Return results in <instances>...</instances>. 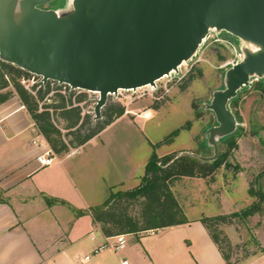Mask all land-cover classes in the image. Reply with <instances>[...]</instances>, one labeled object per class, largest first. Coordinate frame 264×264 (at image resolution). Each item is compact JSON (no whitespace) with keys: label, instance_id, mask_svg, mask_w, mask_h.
Masks as SVG:
<instances>
[{"label":"water","instance_id":"water-1","mask_svg":"<svg viewBox=\"0 0 264 264\" xmlns=\"http://www.w3.org/2000/svg\"><path fill=\"white\" fill-rule=\"evenodd\" d=\"M0 0V60L72 89L98 92L92 120L109 94L132 90L190 60L210 31H221L253 49L224 74V87L206 104L215 123L206 129L213 147L234 132L229 101L251 77L264 78V0Z\"/></svg>","mask_w":264,"mask_h":264},{"label":"crops","instance_id":"crops-1","mask_svg":"<svg viewBox=\"0 0 264 264\" xmlns=\"http://www.w3.org/2000/svg\"><path fill=\"white\" fill-rule=\"evenodd\" d=\"M130 116L125 110L84 144L71 148L73 152L54 153L50 165L40 166L36 156L41 149L32 141L45 138L19 96L13 91L0 103V264H120L122 259L129 264H227L199 221L201 215L186 213L185 223L152 233L125 234L126 245L118 251L97 250L113 242L115 235L106 236L89 213L77 211L102 204L110 187L126 190L136 185L151 154H146L140 172H133L131 163L118 176L102 170L104 159L110 166L127 159L120 150L127 141L126 128L116 129L109 141L102 135L118 124L147 119ZM143 136L148 145L153 144ZM89 146L106 152H85ZM44 196L67 204L47 205ZM236 264H264V253L256 252Z\"/></svg>","mask_w":264,"mask_h":264},{"label":"rangeland","instance_id":"rangeland-1","mask_svg":"<svg viewBox=\"0 0 264 264\" xmlns=\"http://www.w3.org/2000/svg\"><path fill=\"white\" fill-rule=\"evenodd\" d=\"M62 3L63 0H53L42 7H55ZM249 48L253 49V46L243 44L228 33L221 31L215 34L210 31L195 55L182 63L177 74L160 78L154 87L120 90L108 95L107 101L123 105L131 113L130 119L138 115L147 119L127 123L126 127L118 124L102 135L109 141L116 135V129L126 128L123 135L127 141L121 144L120 150L123 155L127 154L125 158L128 159L111 163L113 166L104 159L102 170L118 176L126 163H131L133 172H140L146 154L149 155L153 150L159 157L168 153L179 155L188 152L203 157L211 156L213 147L207 141L206 129L216 123L213 112L207 109L206 104L211 101L215 90L224 87L225 71L239 61L243 51ZM190 75L193 78L182 89L180 85ZM39 80V76L30 74L22 78L21 83L25 88H31ZM255 80V76L251 77L249 84L235 96L236 109L241 117L237 122L240 132L232 144L220 143L218 147L220 153L228 150L226 164L206 177L182 176L170 184L178 204L188 216H213L240 211L256 200V197L248 194L250 187L261 189L264 193V78L261 84H255ZM7 88L12 89V86ZM84 92L88 104L83 110L92 111L96 94ZM174 130L176 134L167 138ZM143 135L155 146L148 145ZM110 146L114 149L115 145ZM84 151L96 154L106 152L105 149L92 146L86 147ZM114 190H124V187ZM121 201L129 212L138 211L139 201ZM217 228L229 240L230 245L223 242L221 245L229 253L231 261L242 260L246 255L259 252L264 247V200L260 203V211L254 215L235 217L231 223L219 224Z\"/></svg>","mask_w":264,"mask_h":264},{"label":"trees","instance_id":"trees-1","mask_svg":"<svg viewBox=\"0 0 264 264\" xmlns=\"http://www.w3.org/2000/svg\"><path fill=\"white\" fill-rule=\"evenodd\" d=\"M30 74L13 64L0 60V103L9 98L13 91L16 92L39 133L56 154L68 152L71 148L84 144L125 111L123 105L107 101L101 110V117L92 120L93 114L83 110V107L88 104L86 92L74 94L73 91H66L63 94L60 92V86L50 87L49 82L39 87L37 82L29 90L22 85L21 79ZM192 78L193 76L190 75L180 87L185 88ZM261 82L263 79L255 80V84H261ZM9 85L12 89L7 88ZM235 101L236 98H232L228 105L232 109L236 122H239L241 117L236 109ZM176 132V130L172 131L167 138L175 135ZM239 132L240 127L237 125L234 132L220 139L218 147L220 143L232 144ZM151 146L155 145L151 144ZM227 152L228 150L220 153L218 149L214 160L201 161L190 154L168 153L159 157L153 150L144 165L139 184L126 190H114L110 187L102 204L89 207L84 211H77V213L79 215L89 213L94 222L100 224L106 236L137 234L149 229L155 230L185 223L188 220L170 188L171 182L182 176L206 177L212 174L222 164H226ZM248 194L256 197V200L240 211L199 217V221L208 231L227 264H236L240 259L231 261L229 253L221 245L222 242L230 245L229 240L217 226L222 223H231L235 217L246 218L260 211V203L264 200L263 191L250 187ZM123 199L139 201L138 211L129 212L122 204ZM44 200L47 205L67 204L66 201L55 197L44 196ZM259 251L264 253V247H261ZM246 257L248 255L244 258Z\"/></svg>","mask_w":264,"mask_h":264},{"label":"built area","instance_id":"built-area-1","mask_svg":"<svg viewBox=\"0 0 264 264\" xmlns=\"http://www.w3.org/2000/svg\"><path fill=\"white\" fill-rule=\"evenodd\" d=\"M171 74H174V73L172 72ZM165 76H168V75H165ZM48 82L50 84V87L60 86V92L63 93V94L66 93V91H73L74 94L75 93L77 94V93H79L81 91L84 92V90L72 89L68 85L60 84V83H58L56 81L49 80ZM41 84H43V83L41 82V80H39L38 87ZM146 86H152V85H146ZM154 86H156V81H155V85H153L152 87H154ZM142 87H144V86H142ZM142 87H139V88H142ZM27 89L30 90V88H28V87H27ZM120 90H123V89H120ZM120 90H118V91H120ZM32 93H33V91H32ZM95 94H96L95 99H97L98 98V92H95ZM109 95H111V94H109ZM95 99H93V101H94L93 103H95ZM87 112L88 113L91 112V114H93V108H92V111H87ZM32 143L37 145L41 149V152L36 156V161L38 162V164L40 166L50 165L53 162V160H54V152L51 150V148L49 147V145L46 142V140H43V142H39V141L33 140ZM73 151H74V149L70 150V152H73ZM153 231H154V229H149V230H146L145 232L146 233H152ZM114 238H115V240L113 242L102 244V245H100L97 248V250L109 247V248H111V249H113L115 251H118V250H120V249L125 247V245H126L125 234H117V235L114 236ZM85 259H88V256H85ZM120 264H129V261L127 259H122Z\"/></svg>","mask_w":264,"mask_h":264},{"label":"bare ground","instance_id":"bare-ground-1","mask_svg":"<svg viewBox=\"0 0 264 264\" xmlns=\"http://www.w3.org/2000/svg\"><path fill=\"white\" fill-rule=\"evenodd\" d=\"M164 77V76H163ZM146 86V85H145Z\"/></svg>","mask_w":264,"mask_h":264}]
</instances>
